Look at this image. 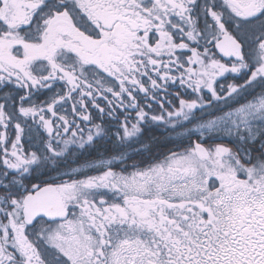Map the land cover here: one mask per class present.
I'll use <instances>...</instances> for the list:
<instances>
[{
    "label": "snow or ice",
    "instance_id": "1",
    "mask_svg": "<svg viewBox=\"0 0 264 264\" xmlns=\"http://www.w3.org/2000/svg\"><path fill=\"white\" fill-rule=\"evenodd\" d=\"M0 264H264V0H0Z\"/></svg>",
    "mask_w": 264,
    "mask_h": 264
}]
</instances>
